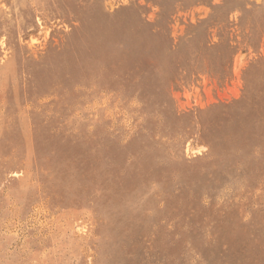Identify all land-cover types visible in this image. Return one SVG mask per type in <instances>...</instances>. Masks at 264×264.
I'll return each instance as SVG.
<instances>
[{"label": "rangeland", "instance_id": "rangeland-1", "mask_svg": "<svg viewBox=\"0 0 264 264\" xmlns=\"http://www.w3.org/2000/svg\"><path fill=\"white\" fill-rule=\"evenodd\" d=\"M0 264H264V0H0Z\"/></svg>", "mask_w": 264, "mask_h": 264}]
</instances>
